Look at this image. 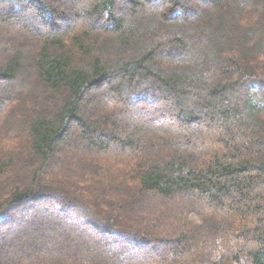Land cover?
<instances>
[{
	"label": "trees",
	"instance_id": "trees-1",
	"mask_svg": "<svg viewBox=\"0 0 264 264\" xmlns=\"http://www.w3.org/2000/svg\"><path fill=\"white\" fill-rule=\"evenodd\" d=\"M0 264H264V0H0Z\"/></svg>",
	"mask_w": 264,
	"mask_h": 264
},
{
	"label": "rangeland",
	"instance_id": "rangeland-1",
	"mask_svg": "<svg viewBox=\"0 0 264 264\" xmlns=\"http://www.w3.org/2000/svg\"><path fill=\"white\" fill-rule=\"evenodd\" d=\"M135 122H138L137 120H135Z\"/></svg>",
	"mask_w": 264,
	"mask_h": 264
}]
</instances>
